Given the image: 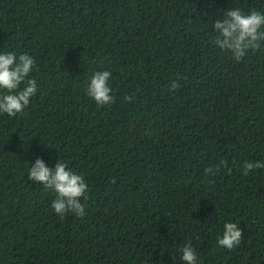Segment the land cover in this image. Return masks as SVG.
Instances as JSON below:
<instances>
[{
  "label": "trees",
  "instance_id": "1",
  "mask_svg": "<svg viewBox=\"0 0 264 264\" xmlns=\"http://www.w3.org/2000/svg\"><path fill=\"white\" fill-rule=\"evenodd\" d=\"M228 8L264 0H0V53L33 56L37 82L0 113V264H185L188 244L197 264H264V168L242 171L264 161V47L237 62L212 43ZM105 70L98 106L86 86ZM38 157L85 178L83 218L28 178Z\"/></svg>",
  "mask_w": 264,
  "mask_h": 264
},
{
  "label": "clouds",
  "instance_id": "2",
  "mask_svg": "<svg viewBox=\"0 0 264 264\" xmlns=\"http://www.w3.org/2000/svg\"><path fill=\"white\" fill-rule=\"evenodd\" d=\"M214 29L216 35L212 43L230 53L237 62H241L249 50L264 47V12L252 10L245 13L239 8H228L222 18L215 20ZM35 66L36 60L29 54L17 57L15 52L0 53V113L15 117L29 105L30 98L37 92L36 80L29 78ZM111 75L107 70L95 71L89 78L86 93L98 106L114 103L108 83ZM178 87L177 81L171 82L170 90ZM125 99L130 101L131 97ZM221 167H226V162L205 169L208 182L214 183L212 178L219 174ZM261 168H264V161H245L243 175ZM28 178L55 193L51 207L61 218L66 213H74L80 218L86 215L89 186L82 175L72 171L61 159L55 167H49L43 158L38 157L28 169ZM223 228L222 236L217 238L218 245L234 249L241 243V228L234 222H226ZM180 251L185 264H197V253L191 244Z\"/></svg>",
  "mask_w": 264,
  "mask_h": 264
}]
</instances>
